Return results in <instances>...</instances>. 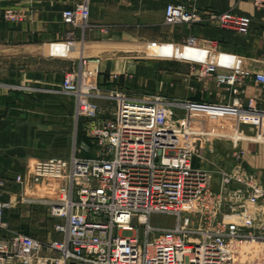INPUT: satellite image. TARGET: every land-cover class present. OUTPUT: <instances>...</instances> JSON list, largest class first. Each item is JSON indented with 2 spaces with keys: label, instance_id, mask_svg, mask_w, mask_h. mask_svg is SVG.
Returning a JSON list of instances; mask_svg holds the SVG:
<instances>
[{
  "label": "built area",
  "instance_id": "2783aa9c",
  "mask_svg": "<svg viewBox=\"0 0 264 264\" xmlns=\"http://www.w3.org/2000/svg\"><path fill=\"white\" fill-rule=\"evenodd\" d=\"M249 1L264 9V0ZM28 16L24 8L8 7L1 20L20 23ZM89 16V0H77L62 10L61 21L70 30L63 41L49 45L62 49L50 55L66 57L75 30L84 31ZM211 16L222 28L242 35L249 31L248 16L230 11ZM197 20L196 11L183 3L168 2L164 7L166 25ZM182 47L198 51L192 37ZM205 49L209 59L203 72L226 88L227 103L105 93L100 89L98 58H82L76 69L63 74L59 91L73 97L76 117L90 121L86 130L95 141L94 155L37 159L29 168L31 184L49 195L31 192L21 201L46 209L54 221L55 239L42 240L8 227L5 212L11 200L4 199L8 181L0 176V264H264V229L255 230L250 218L242 216L230 221L223 208L230 182L241 186L235 193L245 200L264 201V186L252 177L233 178L222 172L219 188L214 189L210 171L193 166L186 119L171 115V107H185L204 116L205 127L214 131L223 129V122L259 127L264 124V73L239 66L219 71L225 65L223 56L212 47ZM245 79L253 81L258 95L244 96ZM99 100L117 101L112 118L99 120ZM13 181L23 185L22 174ZM233 205L228 204L230 212ZM152 215L171 217L173 224L151 225Z\"/></svg>",
  "mask_w": 264,
  "mask_h": 264
},
{
  "label": "crops",
  "instance_id": "0c3cea01",
  "mask_svg": "<svg viewBox=\"0 0 264 264\" xmlns=\"http://www.w3.org/2000/svg\"><path fill=\"white\" fill-rule=\"evenodd\" d=\"M76 1L0 0V176L10 183L16 175L28 173L35 160L67 151V137L52 136L58 130L46 123L57 117L63 72L76 69L82 58L99 59L100 89L105 93L155 94L170 101L228 102L226 88L203 72L209 59L205 47L223 56L225 65L219 71L239 66L264 73V9L249 0H89V24L84 31L75 30L61 60L49 52L62 49L49 45L65 39L70 27L62 23L60 13ZM168 2L192 7L199 20L166 25L163 10ZM8 7L24 8L29 16L20 23L3 22L1 13ZM228 11L250 17L247 34L222 28L211 16ZM191 37L196 52L182 47ZM114 74L116 80L111 78ZM242 89L244 96L259 94L251 79L244 80ZM71 111L73 117L74 105ZM105 118L108 115L101 113L99 120ZM194 134L193 166L210 171L212 184H218L229 167L264 163V124L195 129Z\"/></svg>",
  "mask_w": 264,
  "mask_h": 264
},
{
  "label": "rangeland",
  "instance_id": "374dc122",
  "mask_svg": "<svg viewBox=\"0 0 264 264\" xmlns=\"http://www.w3.org/2000/svg\"><path fill=\"white\" fill-rule=\"evenodd\" d=\"M69 52V51H68ZM144 55L147 54L146 51L143 53ZM148 55V54H147ZM62 60V58L60 57ZM66 60V59H65ZM3 71L0 70V78H2ZM66 71L63 72V74ZM62 74V76H63ZM62 79V77H61ZM60 86V85H59ZM178 89V83H176V90ZM167 100V99H166ZM188 101H198V102H207V101H200V100H188ZM185 103L186 101H180ZM229 102V100H228ZM58 109L56 111L57 117H52L49 123L52 125L53 129H57L58 132L54 133L52 136L62 137L66 136L68 139V147L65 153H58V155H53L49 153L50 156L54 158L60 159H68L73 154H78L81 156H93V145L95 143L94 138L89 134L86 130V127L90 121L84 118H78L73 114L72 117V107L74 105V99L72 96L67 94H60L58 98ZM209 103V102H207ZM227 103V102H226ZM100 108L103 110L104 115L110 116L112 118V114L115 112L117 101L116 100H101L98 101ZM50 110V108H48ZM53 113V112H52ZM171 115L174 118L183 117L186 119L188 124V131L190 133V145L191 149L193 150V158L195 155V148H194V139H195V129L201 130H208L210 128L205 127V117L201 115H196L191 112H188L185 107H171ZM43 123L44 120H49V117L42 119ZM223 127L228 126L226 123H222ZM30 124L28 125L30 129ZM229 127V126H228ZM55 152V151H53ZM81 152V153H79ZM247 152V151H246ZM248 154V153H247ZM247 157V155H246ZM245 167L241 168H232L229 167L227 171H223L226 173H230V176L233 178H238L240 176L248 179L250 177L254 178L257 183L264 186V163L260 166L258 165H244ZM251 172V173H248ZM23 177V185L15 183L12 181L11 183L8 182L5 186V194L4 199L11 200V207L5 212V221L8 227L11 230H20L25 231L30 234L37 236L42 240H50L58 238V235L52 231V224L53 220L47 216L46 209L39 205H34L30 203L22 202V196L30 194L33 192L34 194H43L45 196L49 195V192L42 191V186L40 185H32L30 181V175L28 173L22 174ZM218 182H221V177L219 178ZM219 183H213L212 187L214 189L219 188ZM52 186L47 182L44 185ZM43 185V186H44ZM241 187L237 182L232 181L229 184L228 190L230 192L226 194L225 197V205H223L224 211H226L227 215L231 218L230 221L234 219H239L237 216H242V219L250 218L252 227L255 230L264 229V201L261 200H245L243 198L238 197L235 193L236 190ZM53 193L52 190H49ZM233 203V211L230 212L228 204L230 205ZM243 205V206H242ZM150 224L155 226H171L173 224V219L168 216L164 215H152L150 218Z\"/></svg>",
  "mask_w": 264,
  "mask_h": 264
},
{
  "label": "bare ground",
  "instance_id": "6f19581e",
  "mask_svg": "<svg viewBox=\"0 0 264 264\" xmlns=\"http://www.w3.org/2000/svg\"><path fill=\"white\" fill-rule=\"evenodd\" d=\"M231 218V217H230ZM234 219V218H233Z\"/></svg>",
  "mask_w": 264,
  "mask_h": 264
},
{
  "label": "trees",
  "instance_id": "16d2710c",
  "mask_svg": "<svg viewBox=\"0 0 264 264\" xmlns=\"http://www.w3.org/2000/svg\"><path fill=\"white\" fill-rule=\"evenodd\" d=\"M25 232V231H24Z\"/></svg>",
  "mask_w": 264,
  "mask_h": 264
}]
</instances>
